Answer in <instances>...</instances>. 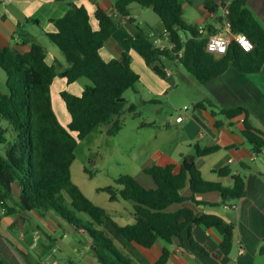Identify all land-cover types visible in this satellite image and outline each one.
<instances>
[{"label":"trees","instance_id":"16d2710c","mask_svg":"<svg viewBox=\"0 0 264 264\" xmlns=\"http://www.w3.org/2000/svg\"><path fill=\"white\" fill-rule=\"evenodd\" d=\"M186 0H119L115 11L130 16L132 4L151 9L161 20L174 51H182L181 66L199 84L204 85L234 67L243 74L260 72L264 68V29L247 7L248 0H232L228 16L234 34L246 35L253 43L251 52L244 51L233 41L225 56L216 58L206 50L208 38L216 30L207 25L206 34L183 19ZM224 0H208L205 8L217 12ZM98 28L94 29L85 7L71 5L68 13L53 23L57 32L47 34L51 42L65 57L67 67L59 70L57 64L46 62L43 46L31 43L30 51L20 52L16 47L0 48V67L6 74L10 94L0 92V145H6L0 154V209L11 216L34 211L41 216L54 212L69 224L87 233L92 240V252L101 264H138L124 254L102 229L110 221L120 235L129 242L149 248L156 241L172 243L191 225H204L217 229L223 235L220 246L225 255L231 253L234 225L222 218L199 214L189 208L176 212L168 209L188 199L181 195L187 186L192 193L218 191L224 196L239 200L246 194L245 177L234 175L232 188L208 182L200 172V159L218 150V146L197 147L196 156L186 157L179 174L174 166L154 165L145 172L153 177L157 188L148 190L134 177L121 176L114 186L99 188L109 195L111 202L120 199L135 203V223L120 226L105 209L94 204L73 182L72 165L78 142L100 127L109 126L108 136L117 135L126 112H136L137 106L128 105L126 92L139 83V75L131 68L127 54L122 59L105 61L100 54L105 42L118 29L111 16L98 9L95 13ZM141 54L148 65L162 66L159 53L145 36L137 38ZM161 76L165 75L158 68ZM73 84L81 78L90 81L80 96L62 92L71 122L63 126L57 118L51 98V87L56 77ZM124 99V100H122ZM221 113L234 118L244 113V108L222 109ZM9 124L8 128L2 122ZM245 138L257 152L264 148V134L245 121ZM11 132V138L7 134ZM219 175H230L229 169L219 170ZM17 187L19 199L13 198ZM190 200L195 201L192 197ZM196 202V201H195ZM199 204L198 202H196ZM0 214V220L3 216ZM191 247L203 249L189 237ZM183 245V244H182ZM170 257L168 248L157 264H166ZM0 264H5L0 260Z\"/></svg>","mask_w":264,"mask_h":264},{"label":"crops","instance_id":"0c3cea01","mask_svg":"<svg viewBox=\"0 0 264 264\" xmlns=\"http://www.w3.org/2000/svg\"><path fill=\"white\" fill-rule=\"evenodd\" d=\"M118 1L10 0L8 5L0 4V48L13 46L27 53L31 48L29 41L40 44L46 51L47 64H57L61 71L67 67L65 57L47 36L57 32L53 21L63 18L73 4L87 9L94 29L98 28L95 18L98 9L111 15L118 29L100 50L101 57L111 61L122 59L127 54L131 68L140 79L131 89V97L127 96L128 91L125 95L127 106L135 105L137 111L126 112L121 117V131L109 137L128 134L125 133L128 120L141 114V105L154 107L151 115L134 123L131 129L142 135L138 150L143 159L131 161L129 158L126 161L127 174L116 176L114 181L129 175L144 188L156 189L155 180L145 172L147 168L172 165L174 173L179 174L184 159L196 156L197 147L218 146L216 152L200 159L199 169L203 179L232 188L233 176L242 175L245 177L246 194L239 200L218 191L194 195L187 186L181 195L188 200L168 209L169 212H176L189 208L233 224V244L228 255L220 249L223 235L217 229L204 225L189 226L182 234V240L175 237L169 245L158 240L149 248L125 240L110 221L102 229L121 252L138 264H157L166 248L170 251L166 264H264V148L257 152L243 135L246 120L264 134V68L257 73L243 74L231 67L220 77L201 85L178 66L175 77L167 80L156 66L147 64L137 43V38L150 30L157 34L164 33L160 18L136 4L131 5L129 17L120 15L115 11ZM206 1L186 0L183 4L184 21L198 29H205V32L209 24L214 29L217 27L205 8ZM247 7L264 29V0H248ZM89 83L88 79L81 78L68 84L66 79L58 76L51 90L56 89L60 97L62 92L80 96ZM0 92L10 94L6 77L0 81ZM52 105L60 123L68 125L71 116L67 108L63 111L65 122H61L53 100ZM185 107L186 117L179 123L176 119L182 115ZM237 107L244 108V113L234 118L221 113L222 109ZM108 129L109 126L99 128L101 134L106 135ZM146 130L149 131L146 133ZM125 137L128 138L127 135ZM126 149L132 152V148ZM221 169H229L231 174L221 176L218 173ZM84 171L89 177L88 170ZM72 180L94 204L105 209L115 223L120 226L135 223L134 202L123 199L111 202L108 194L107 199L100 200L95 194L86 193L75 181L73 173ZM104 181L105 187L112 186L109 180ZM98 189H95L97 193L100 192ZM192 197L199 204L190 200ZM13 198L16 201L19 199L17 187H14ZM226 205L236 206V209H226ZM0 214H4L1 209ZM190 236L203 251L191 247ZM0 260L5 264H101L92 252V240L85 231L75 228L54 212L43 217L34 211L1 217Z\"/></svg>","mask_w":264,"mask_h":264},{"label":"rangeland","instance_id":"374dc122","mask_svg":"<svg viewBox=\"0 0 264 264\" xmlns=\"http://www.w3.org/2000/svg\"><path fill=\"white\" fill-rule=\"evenodd\" d=\"M136 5L140 7L138 4ZM149 10L153 13L152 15L158 17L153 10ZM179 67L184 71L182 66ZM5 77L6 74L0 67V81ZM131 95L132 92L130 90L128 91L127 96L131 97ZM51 98L54 103L55 111L61 122H65L63 111H65L66 107L56 89L51 90ZM153 109V106L141 105L139 108L141 114L137 118H130L128 120L129 125L128 129H126L127 132H125L128 134H122L113 138L107 136L106 134H101L98 129L89 134L84 140L78 142V147L75 151L76 158L72 165V173L75 181L80 183V186L86 193L90 194L91 192V194L93 193L97 197L101 198L100 200L107 199L108 195L106 193H97L95 189L104 188L106 186L104 181L105 179L109 180L111 185L114 186L116 181H114V178H116V176L120 174H127L128 164L126 161L129 158L131 161L133 159H136L137 161L143 159L142 154L138 150L140 141L142 140V135L139 132L136 133L132 131L131 129L134 123H139L148 117V115H151L153 113ZM1 124L4 127H9V124L6 121H3ZM148 131L149 130H146L145 132L147 133ZM126 135L128 138L125 137ZM7 137L9 139L11 138V132L7 134ZM136 142L139 143L135 144ZM126 148H132V152L128 151ZM5 150L6 145H0V154H4ZM135 163L137 162L135 161ZM84 169L88 170L89 177L88 174L85 173Z\"/></svg>","mask_w":264,"mask_h":264},{"label":"built area","instance_id":"2783aa9c","mask_svg":"<svg viewBox=\"0 0 264 264\" xmlns=\"http://www.w3.org/2000/svg\"><path fill=\"white\" fill-rule=\"evenodd\" d=\"M10 0H0V4L8 5ZM232 0H224L219 3L218 11L212 12L211 18L217 24L216 32L208 38L206 50L216 58L225 56L233 41H237L240 47L251 52L254 49L252 41L243 34H234L229 22L230 6ZM111 16V15H110ZM201 34H206L205 29H199ZM153 44V48L158 51L159 58L162 60V66H158L160 71L165 75V79H173L176 75V68L181 65L180 58L183 52L174 51V45L169 41L167 32L157 34L155 31H148L144 34ZM165 36L167 39H165ZM187 107L184 108L182 115L177 117V122H182L186 117ZM226 209H236V206H225Z\"/></svg>","mask_w":264,"mask_h":264},{"label":"water","instance_id":"95a60500","mask_svg":"<svg viewBox=\"0 0 264 264\" xmlns=\"http://www.w3.org/2000/svg\"><path fill=\"white\" fill-rule=\"evenodd\" d=\"M122 100H124V99H122Z\"/></svg>","mask_w":264,"mask_h":264}]
</instances>
